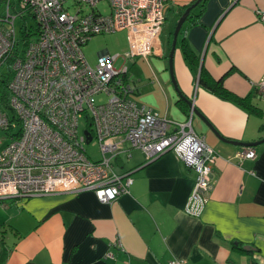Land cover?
Wrapping results in <instances>:
<instances>
[{
  "label": "crops",
  "instance_id": "obj_1",
  "mask_svg": "<svg viewBox=\"0 0 264 264\" xmlns=\"http://www.w3.org/2000/svg\"><path fill=\"white\" fill-rule=\"evenodd\" d=\"M165 1L176 25L196 0ZM261 10L264 0H208L202 14L198 6L192 10L178 38V86L229 140L264 137V96H256L264 80ZM173 30L166 42L161 33L158 54L136 59L149 64L131 80L139 103L184 121L191 107L179 102L166 58ZM184 39L196 60L185 58ZM202 66L240 97H252L263 116L200 85ZM192 125L217 153L213 188L198 216L186 211L195 171L172 151L148 161L141 149H132L115 168L132 171L133 183L114 201H100L93 190L0 199V264H168L174 258L186 264H264V142L255 147L256 158L240 159L238 153L252 146L223 141L197 115Z\"/></svg>",
  "mask_w": 264,
  "mask_h": 264
},
{
  "label": "built area",
  "instance_id": "obj_2",
  "mask_svg": "<svg viewBox=\"0 0 264 264\" xmlns=\"http://www.w3.org/2000/svg\"><path fill=\"white\" fill-rule=\"evenodd\" d=\"M1 1L0 67L7 64L12 77L10 107L0 103V199L93 190L111 202L133 183L132 171L115 168L122 153L141 149L151 160L172 151L196 173L186 211L198 216L213 188L217 153L194 130L193 110L184 121L160 116L135 99L137 87L128 81L130 67L118 64L119 53L104 49L92 65L83 51L95 35L128 30L124 60L158 54L166 1ZM29 16L34 25L21 29L19 39L16 21ZM258 19L264 22V10ZM258 93L264 96V80ZM92 142L97 159L86 151ZM238 156L254 159L257 152L245 148Z\"/></svg>",
  "mask_w": 264,
  "mask_h": 264
},
{
  "label": "rangeland",
  "instance_id": "obj_3",
  "mask_svg": "<svg viewBox=\"0 0 264 264\" xmlns=\"http://www.w3.org/2000/svg\"><path fill=\"white\" fill-rule=\"evenodd\" d=\"M5 15H6V6L4 2L0 0V17H3ZM170 17L171 14L169 13L162 32L163 33L162 38L164 42H166L169 32H171L175 28V20H171ZM33 25H34V20L30 16L26 19L18 18L16 21L18 38L19 39L23 38L21 29H26L25 26L31 28ZM104 49H108V51L111 52V54L119 53L121 55L120 59L118 60V64L125 63L130 67V73H129L130 77L128 81L130 84L135 86L131 78H135L137 75H140L142 71L145 70V68L148 66L149 63L147 64L146 59H145L146 61H144L145 63L143 62V60H139L135 62L136 61L135 59L131 61V58H128V60H124L123 55L129 49L128 30H119L111 33L95 35L83 46V51L88 61L92 65L96 64L97 59L99 57V53ZM8 72H9V68L7 64H4L0 67V83L1 80L5 78V75L8 74ZM0 89H2L1 85H0ZM100 98H104L103 95L102 97H97V99ZM86 151L87 154L92 156L93 159H97L100 156L99 147L96 142L87 144Z\"/></svg>",
  "mask_w": 264,
  "mask_h": 264
},
{
  "label": "trees",
  "instance_id": "obj_4",
  "mask_svg": "<svg viewBox=\"0 0 264 264\" xmlns=\"http://www.w3.org/2000/svg\"><path fill=\"white\" fill-rule=\"evenodd\" d=\"M207 2H208V0H202V2L198 5L199 15L202 14V12L204 11V7H205ZM193 15H194V12L192 11L188 20H190ZM198 22H199V20L196 19L193 21L192 24H196ZM181 45H182V49H183L184 54H185V58L191 59V60H196L197 55L195 54L193 49L190 47V45L187 43L186 39H184L182 41ZM166 58H168L167 55H166ZM9 63H10V61H9ZM9 70H10V68H9ZM11 77H12V73H11V71H9L8 74L5 75V78H3L1 80V83H0V85L2 86V89H0V103L3 106V108H5V109L6 108L8 109L10 107L9 106V100H10V95H11L10 93L11 92L9 90V81H10ZM198 82L203 87L211 90L212 92L217 93L220 97H222L224 99L232 100L236 103H239V104H242L246 107H249V110H251V112H255V113H258L261 116H263L262 110L260 108H258V106L253 102L252 97H251V100H249L250 98H248V97H240L236 92L231 91L230 89H228L225 86V84L223 82V78H221V79L213 78L207 72V70L205 69L204 66H202V68H201ZM258 84L256 85V96H259ZM183 100L184 99L181 98L179 100V102L183 103V105H184L185 103L183 102ZM185 106L187 107L188 105L185 104ZM189 109H190V107H189ZM252 264H259V263L256 260H254Z\"/></svg>",
  "mask_w": 264,
  "mask_h": 264
},
{
  "label": "water",
  "instance_id": "obj_5",
  "mask_svg": "<svg viewBox=\"0 0 264 264\" xmlns=\"http://www.w3.org/2000/svg\"><path fill=\"white\" fill-rule=\"evenodd\" d=\"M201 2H202V0H196L193 4H191L189 7H187V9H185L184 13L179 17L178 21L176 22L175 28L173 30L172 46H171V49H170V52L168 55L169 70H170L173 85H174L175 89L177 90V92L180 94L181 98L184 99V101H186L189 104V106L191 107V109L193 110V117H194V115L201 117L205 121V123L216 133V135L220 139H222L223 141L231 142L233 144L256 147L259 144H261L262 142H264V137H262L261 139L256 140V141H252V142L235 141V140H229L225 137H222L218 133V131L213 127V125L200 113V111L195 108L193 101L187 99V97H185L182 94V92L178 86L177 80H176L175 75H174V55H175V51H176L177 44H178V38H179V35L181 33V30H182L184 23L186 22V20L189 18L190 14H191V11L195 7H197ZM86 134L89 135V131H86ZM88 137H89V140L92 138L91 135H89ZM167 152H169V151L161 153L157 157H155L151 160H148V161H155L156 159L160 158L162 155H164Z\"/></svg>",
  "mask_w": 264,
  "mask_h": 264
}]
</instances>
